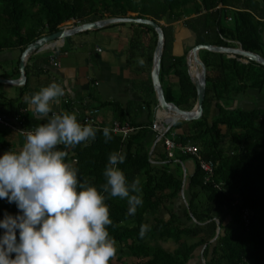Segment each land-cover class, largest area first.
<instances>
[{"label": "trees", "instance_id": "trees-1", "mask_svg": "<svg viewBox=\"0 0 264 264\" xmlns=\"http://www.w3.org/2000/svg\"><path fill=\"white\" fill-rule=\"evenodd\" d=\"M110 18L152 19L162 27L165 49L160 81L166 101L185 111L192 110L197 102L186 59L192 47L183 56H174L175 25L182 23L194 34V45L241 46L264 58V0H0V53L18 50L22 54L39 38L71 23ZM114 27L129 28L127 65L136 75L146 66L149 78L140 83L142 98L129 101L126 108L112 101L102 107L112 106L117 121L137 130L125 141L111 133L112 139L105 142L103 131L97 129L94 140L74 148L60 145L59 149L67 153L66 162L78 170V180L98 190L102 191L99 186L105 182L103 170L112 152L125 156L117 166L129 183L140 181L143 205L134 215L128 214L126 200L105 201L113 221L108 230L117 241V261L127 264L122 259L125 253L137 259L136 264H188L195 250L202 247L205 264H264V109L231 107L248 91L264 92V66L251 60L243 63L240 56L200 52L207 68L204 116L198 121L177 122L168 135L174 134L178 143L196 146L202 159L213 161L215 177L212 183L204 184L198 159L177 153L175 159L182 163L191 160L195 165L186 184L190 193L186 217L194 222L187 226L172 215L168 221L155 218L151 223L148 217L152 213L180 196L184 177L181 170L170 169L169 163L174 160L167 163L166 154L156 155L154 150L150 157L152 146L147 142L158 107L150 75L157 34L140 24H114L108 28ZM3 77L8 79L6 74ZM1 100L15 103L0 93ZM144 109L150 118L147 125L137 123ZM18 115L23 122V115ZM2 149L8 151V144L2 143ZM220 183L222 189L218 190L214 185ZM243 209L253 212L248 227ZM222 211L231 217L226 225L219 220ZM5 212L15 216L19 210L15 203L0 199V219ZM218 222L220 233L215 239ZM142 224L150 225L143 239L139 237ZM3 232L0 229V235ZM186 238L198 242L188 245ZM154 240H170L178 247L170 252L153 245Z\"/></svg>", "mask_w": 264, "mask_h": 264}, {"label": "clouds", "instance_id": "clouds-1", "mask_svg": "<svg viewBox=\"0 0 264 264\" xmlns=\"http://www.w3.org/2000/svg\"><path fill=\"white\" fill-rule=\"evenodd\" d=\"M67 93L64 84L53 81L26 94L33 116L46 122L23 131L19 150L0 156V199L19 210L0 219V264H110L118 249L108 230L113 221L105 201L126 200L129 215L143 205L140 181L129 183L117 166L125 160L118 152L108 156L102 191L78 180V170L66 162L67 153L59 146L86 144L97 129L81 124L74 111H53ZM102 131L105 142L112 139L108 127ZM149 230L150 225L142 224L139 237Z\"/></svg>", "mask_w": 264, "mask_h": 264}, {"label": "crops", "instance_id": "crops-1", "mask_svg": "<svg viewBox=\"0 0 264 264\" xmlns=\"http://www.w3.org/2000/svg\"><path fill=\"white\" fill-rule=\"evenodd\" d=\"M108 27L70 36L66 38L64 43L62 41L57 42L54 51L52 48L55 44H52L48 50L34 54L27 62V77L23 84L19 86L0 84V93L8 100L15 101L14 104L0 101V118L12 126L23 129H32L37 124L46 122V120H38L33 116L25 103V96L55 81L64 84L68 89V93L61 98L59 105H53V111L58 112L60 109L74 111L77 113L78 121H81L90 110L99 108V121L104 126H110L114 121H117L113 107H102V104L112 101L126 108L129 101L142 98V93L139 91L140 83L149 78V71L144 66L140 75H136L127 65L129 28ZM262 38L264 41V30ZM182 43L183 41L180 40V36L176 32L174 56L180 57L185 54ZM98 49L102 51L99 52ZM20 59L21 53L18 50L0 53V77L5 79L3 75L6 74L10 80L19 79L21 77ZM28 67L30 68L29 71L27 70ZM236 104L237 108L245 111L264 109V92L248 91L247 94L236 101ZM18 114L23 115V122ZM154 121L155 119L153 123ZM137 123L142 125L150 123L148 112L145 109L140 112ZM23 142V134L0 123L1 151L6 152L2 149V143L8 144L9 150L17 151ZM147 142L152 146L150 153L156 150V155L165 154L163 145H157L155 142L154 131L149 134ZM169 162L170 160H167V163ZM169 165L173 172L179 170L183 172L184 180H186L188 186V177L195 170L194 162L188 160L182 163L180 160L175 159ZM187 186L185 187L184 196L181 192L177 199L167 203L165 208L152 213L148 217L151 223L155 218L168 221L173 215L177 216L184 225L192 226L194 220L189 221L186 217V212H188L187 201L190 199ZM219 220L222 221L223 225L228 224L231 220L230 214L227 211H222ZM185 240L188 245L198 242V240L187 238ZM172 242L170 240H154L152 243L173 252L176 249H170V246L174 244ZM195 252L193 259L188 264H203L198 256L199 254L196 255Z\"/></svg>", "mask_w": 264, "mask_h": 264}, {"label": "water", "instance_id": "water-1", "mask_svg": "<svg viewBox=\"0 0 264 264\" xmlns=\"http://www.w3.org/2000/svg\"><path fill=\"white\" fill-rule=\"evenodd\" d=\"M140 24L149 26L157 34V45L153 53V64L151 68V80L153 89L156 95L157 103H158V113L164 112L167 114H172L173 118L168 121L166 120V124L168 127L174 126L177 122H192L201 120L204 116V101L207 93V68L204 62L200 59V52L205 50L214 53L226 54L231 58H235L236 56H240L243 58V63H248V61H254L264 66V58L259 54L249 52L244 50L241 46L236 48L233 47H220L213 45H194L190 51L187 53V66L188 72L191 77L192 83L194 84L197 92V102L195 107L190 111H185L180 109L174 103H169L166 101L164 89L162 83L160 81V70H161V60L163 57L164 49H165V34L162 27L152 19H143V18H110V19H100L93 22H88L84 24L77 25L75 27H69L60 30L59 32L52 35H45L32 44H30L25 51L21 54L20 59V72L21 77L17 80L3 79L0 77V84L5 85H21L26 80V65L28 60L39 52L44 51V47L47 45L55 44L53 48L56 47V43L59 41H64L66 38L83 33L88 31H96L102 28H105L114 24ZM52 48V49H53ZM192 63L196 64L198 67V73L193 75L191 73ZM152 153H150L151 156ZM185 188L182 190V195L184 196ZM220 233V223L218 222L217 235L215 239L218 237Z\"/></svg>", "mask_w": 264, "mask_h": 264}, {"label": "built area", "instance_id": "built-area-1", "mask_svg": "<svg viewBox=\"0 0 264 264\" xmlns=\"http://www.w3.org/2000/svg\"><path fill=\"white\" fill-rule=\"evenodd\" d=\"M230 21L231 18H228ZM69 28V27H63L62 29ZM54 51V48L52 49ZM99 52H101V49H98ZM160 112L158 113V110L156 111L155 115V121L152 124V130L155 133V142L156 144H162L165 149V154L168 157V160L172 161L175 160L176 154L180 153L182 155H189L196 157L199 162L200 169L204 172V184L212 183L215 177V165L214 162L211 160H205L202 159L199 156V152L196 146L191 144H183L178 143L175 140V135H168L171 128L168 127L166 124V118L160 117ZM99 115H100V109L94 108L89 111V113L84 117L81 121H79L81 124H91L95 129L103 130L105 127H108L110 129V132L114 135L121 136L122 140L125 141L131 136L137 129L135 127H132L129 123H120L119 121H114L110 126H104L99 121ZM0 123L10 127L14 131H19L21 134H23V131L31 130V129H23L18 128L16 126L10 125L8 122H5L2 118H0ZM216 189L221 190L222 184H215L214 185ZM186 187V180H184V187ZM238 202H235L234 205H237ZM242 216L244 223L246 227L250 224V219L253 216V212L249 209H243L242 210Z\"/></svg>", "mask_w": 264, "mask_h": 264}, {"label": "rangeland", "instance_id": "rangeland-1", "mask_svg": "<svg viewBox=\"0 0 264 264\" xmlns=\"http://www.w3.org/2000/svg\"><path fill=\"white\" fill-rule=\"evenodd\" d=\"M75 26H77V24L71 23L70 25H67L66 27H75ZM176 32L178 33V36H180V40L183 41L182 44L184 45V51L185 52L189 51V49L191 47H193L194 44H195V36H194V34L191 31H189L186 27H184L182 23L175 25V33ZM234 45L238 46L237 44H234ZM231 107H233L232 109L237 108L236 102H233V105ZM213 115H214V112H212L211 116H213ZM177 132H178V130H177ZM0 153L4 154V152L1 151V150H0ZM3 154H0V156H2ZM172 243H174V242H172ZM174 248L175 249L177 248V244H175V243L170 246V249H174ZM202 251H203V248L202 247H198V249L196 250L195 254L196 255L199 254L198 256L200 257L201 262H203V264H204L205 259H204L203 255H202V253H203ZM122 259H123V262L127 263V264H136L138 262L137 259H135L133 257H130L129 255H127L125 253H123ZM111 263L112 264H119L120 262H119V260L117 261L116 257H114L112 259Z\"/></svg>", "mask_w": 264, "mask_h": 264}, {"label": "bare ground", "instance_id": "bare-ground-1", "mask_svg": "<svg viewBox=\"0 0 264 264\" xmlns=\"http://www.w3.org/2000/svg\"><path fill=\"white\" fill-rule=\"evenodd\" d=\"M50 45H47L44 47V50H48L50 47ZM191 73L193 75H196L198 73V67L196 64L192 63V66H191ZM160 117L162 118H166L168 121H170L172 118H173V115L172 114H167V113H164V112H160Z\"/></svg>", "mask_w": 264, "mask_h": 264}]
</instances>
